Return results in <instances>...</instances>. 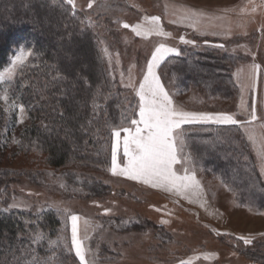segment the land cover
Instances as JSON below:
<instances>
[{"label": "rangeland", "instance_id": "374dc122", "mask_svg": "<svg viewBox=\"0 0 264 264\" xmlns=\"http://www.w3.org/2000/svg\"><path fill=\"white\" fill-rule=\"evenodd\" d=\"M90 2L91 8L88 7ZM183 9L205 13L196 28L189 27L187 22H170L179 20L184 15ZM75 11L97 33L109 81L126 101L125 118L113 128L129 127L131 119H138L139 98L135 89L142 82L146 65L160 43L175 47L181 53L180 56L169 55L157 69L175 104L187 111L232 114L238 121L245 122V126L212 123L183 126L185 152L190 153L193 162L188 166L195 171L201 185L193 190L198 195L154 189L112 175L108 170L111 163L99 171L53 168L44 155H17L15 152L21 132L29 125V116L24 107L23 113L19 111L22 105L13 94V87L28 58L15 69L11 82L0 83V97L8 98H0V112L7 123L4 132L8 137L7 148L0 155V169L24 173V177L0 187L2 210L32 215L55 212L63 224L61 244L68 250L71 249V221L64 210L80 216L79 236L84 240L90 264H180L182 260L191 264H264V217L255 216L263 214L264 209L241 203L235 191L220 182L217 173L199 169L187 144L192 131L223 130L219 128L237 131L264 182L262 162L256 154V147L264 137V127H261L264 125V0H75ZM146 16H159L163 30L171 36L143 38L136 36L131 28L123 27L124 23L146 24ZM181 36L194 40L195 44H183ZM19 47L24 48L17 45L13 55ZM207 53H213L225 63L234 83L232 86L215 83L205 89L193 81L185 84L181 79L179 83L178 77L173 75L179 63L177 58L195 61ZM254 65L259 66L255 70V89L251 87ZM130 83L134 87H128ZM242 99L245 108L240 107ZM253 106L257 119L248 124ZM249 133L254 135L256 146L248 139ZM124 135L121 132V136ZM110 136L111 156L115 141ZM117 160L121 166L126 163L122 149L117 150ZM176 168L180 170L181 166L176 165ZM95 181L111 185V196L87 198L88 191L82 184L90 185ZM106 209L111 211L105 213ZM163 220L168 223L162 224ZM239 237L251 238L252 243L245 244ZM70 252L75 255L74 249ZM151 253L155 257H151Z\"/></svg>", "mask_w": 264, "mask_h": 264}, {"label": "trees", "instance_id": "16d2710c", "mask_svg": "<svg viewBox=\"0 0 264 264\" xmlns=\"http://www.w3.org/2000/svg\"><path fill=\"white\" fill-rule=\"evenodd\" d=\"M72 11L64 0H0V70L9 65L17 45L32 53L13 87L29 116L16 154L44 155L53 168L99 171L111 163V129L125 118L126 101L109 81L97 33ZM200 57L177 58L173 75L179 83L193 81L205 89L215 83L234 84L217 56ZM6 124L0 112V155L7 148ZM218 130L189 133L195 165L217 173L241 203L264 209V182L242 135ZM23 174L0 169V187ZM82 186L87 198L111 196V185L102 181ZM62 227L53 211L7 213L0 206V264H80L61 244Z\"/></svg>", "mask_w": 264, "mask_h": 264}, {"label": "snow or ice", "instance_id": "6c2138e0", "mask_svg": "<svg viewBox=\"0 0 264 264\" xmlns=\"http://www.w3.org/2000/svg\"><path fill=\"white\" fill-rule=\"evenodd\" d=\"M72 6V14L75 15V0H66ZM92 7V2L88 4ZM184 15L179 20H172L171 23L187 22L189 27L196 28L199 24L203 12L192 9H183ZM146 24L129 25L123 24L124 28H131L136 36L147 38L151 35L169 37L170 33L163 30L159 16L144 17ZM180 41L186 45H194V40L180 37ZM223 48V45H217ZM30 51L23 47L17 48L15 54L9 58V66L0 72V83L6 80L11 82L15 69L22 66L31 56ZM118 55V54H117ZM169 55L180 56L181 53L175 47L166 46L160 43L151 55L150 61L146 65V71L139 87L135 89L139 98L138 119H131L129 127L113 128L111 135L114 137V145L111 155V167L108 169L112 175L126 177L129 180L138 181L154 189H162L167 192L184 195L192 192L198 195L194 189L201 188L200 182L196 179L195 171L189 167L193 162L190 153L185 152V129L184 125L193 124H216V125H239L245 126V122L238 121L234 115L228 113H206L187 111L182 106L174 103L172 96L165 89L157 69ZM258 65L253 66V82L251 87L255 89V70ZM123 79V73H121ZM128 87H134L131 83ZM0 98L7 100L4 95ZM241 108H245L243 99ZM19 111L24 112L23 106H19ZM257 119L255 107L250 113L251 124ZM21 122L22 119H21ZM264 127V125H261ZM121 132L125 133L122 137ZM245 132L248 129L245 127ZM248 139L256 146V139L249 133ZM122 149V156L126 158V163L117 160V150ZM257 157L261 160V172L264 174V137H261L259 145L256 147ZM247 159V157H245ZM176 165H180L178 170ZM185 198H188L187 196ZM67 218L71 221V249H74L75 256L80 264H90L86 259L87 249L84 240L79 236L78 222L81 217L67 213ZM111 209H106L105 213ZM159 211V209H157ZM168 223L167 220L161 221ZM87 224V221H85ZM227 235V233H225ZM84 239H87L85 237ZM245 244H251V238L239 237ZM180 264H191L190 261H180Z\"/></svg>", "mask_w": 264, "mask_h": 264}, {"label": "crops", "instance_id": "0c3cea01", "mask_svg": "<svg viewBox=\"0 0 264 264\" xmlns=\"http://www.w3.org/2000/svg\"><path fill=\"white\" fill-rule=\"evenodd\" d=\"M220 182H221V181H220ZM221 183H222V182H221ZM222 184H224V183H222ZM224 185H225V184H224ZM234 199H236V198L234 197ZM235 201L238 203V200H237V199H236ZM237 203H236V204H237ZM241 207H244V206L241 205ZM236 209L239 210L240 208L237 206ZM242 210H243V209H242ZM263 215H264V213H263V214H261V213H257V214H255V216H259V217H260V216L264 217Z\"/></svg>", "mask_w": 264, "mask_h": 264}]
</instances>
